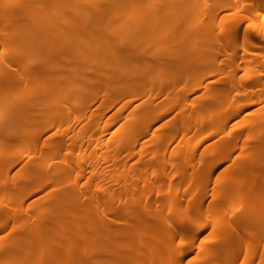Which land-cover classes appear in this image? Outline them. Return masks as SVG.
<instances>
[{
    "label": "bare ground",
    "instance_id": "6f19581e",
    "mask_svg": "<svg viewBox=\"0 0 264 264\" xmlns=\"http://www.w3.org/2000/svg\"><path fill=\"white\" fill-rule=\"evenodd\" d=\"M0 109V264H264V0H0ZM71 132L116 143L99 179Z\"/></svg>",
    "mask_w": 264,
    "mask_h": 264
},
{
    "label": "rangeland",
    "instance_id": "374dc122",
    "mask_svg": "<svg viewBox=\"0 0 264 264\" xmlns=\"http://www.w3.org/2000/svg\"><path fill=\"white\" fill-rule=\"evenodd\" d=\"M148 19V18H147ZM147 21V22H146ZM143 20L141 23L142 24H144L145 26H149L150 25V23H151V21L148 19V20ZM150 23H149V22ZM148 23V24H147ZM135 25V24H134ZM141 25V24H140ZM137 29V27L136 26H132L127 32H133V31H135ZM173 29H171V31H172ZM170 32V31H169ZM242 36V34L239 36V38ZM220 49L219 48H215V49H213V50H211V54H213V53H215V52H218L219 54H220ZM88 53H89V51L88 50H82L81 51V57H79V59H86L87 58V56L86 55H88ZM86 56V57H85ZM238 61H240V63H241V65H244V60H243V58H240ZM243 74V71L242 72H240V74L239 75H242ZM189 79H192V78H186V79H183L181 82H180V85H182L183 83H185L186 81H188ZM146 83V87H151V85L150 84H148L147 82H145ZM30 88V89H32V87L31 86H28V85H21L20 87H19V90L21 91L22 89H25V88ZM97 88L98 87H89V88H87L86 89V91H84L83 93H81V94H77L76 96H75V98H74V100H73V103H71L70 105H69V107H67V108H65V109H67V110H71V114H72V116L73 115H78L79 116V118H80V120L83 118V111H81V109H80V105L81 104H84V102L86 101V98H88L89 96H94L95 95V92H96V90H97ZM141 89V88H140ZM131 94V97L132 96H134L135 95V93H134V91L133 92H131L130 93ZM198 93L196 92L195 94H193V96H192V98L195 96V95H197ZM114 95H118L117 94V91L114 93ZM144 98H139V100L140 101H142ZM111 100H112V97H111ZM257 100V99H256ZM256 100H255V102H256ZM134 101V100H133ZM163 101V100H162ZM192 101V100H191ZM258 101H260V100H257V102ZM135 103H136V101H134ZM256 102V103H257ZM164 103H166L165 101L163 102V104L159 107V110H163V109H166L167 107V105H165ZM256 103H255V106L253 105V107L251 106V108L252 109H254V107L256 108V107H258V105H259V103H257V105H256ZM167 104V103H166ZM170 107H172V106H170ZM191 106L190 105H188V108H190ZM251 108H249L246 112L248 113L250 110H251ZM171 109L172 108H170L169 110L170 111H168L167 113H165V114H163V116H166L167 118L169 117V113L171 112ZM83 110V109H82ZM102 111V110H101ZM5 111L3 110V109H0V114H3ZM81 112H82V114H81ZM155 111H153V110H151L148 114H146V118L148 117H150L153 113H154ZM245 112V113H246ZM246 113V114H247ZM134 115V114H133ZM188 115V114H187ZM245 115V114H244ZM82 118H81V117ZM119 118V122H116L115 124H116V127L117 126H119V124L122 122V120L124 119V118H121V117H118ZM162 118H164V117H162ZM166 118V119H167ZM122 119V120H121ZM126 119V118H125ZM125 119L123 120V121H125ZM161 122H163V120L161 119V120H158L157 122H155V126H159V125H161L160 123ZM74 123V122H73ZM72 123V124H73ZM78 122H75L74 123V125L75 124H77ZM83 123V122H82ZM81 123V124H82ZM39 125H40V123H35V124H32V127H39ZM88 128L90 129V126H88ZM136 130V129H135ZM89 131V130H88ZM87 131V132H88ZM136 132H138V133H136ZM140 133H141V136H140ZM88 134V133H87ZM90 134H91V131H90ZM137 134H139V136L137 135ZM203 134H205V133H203ZM89 135V134H88ZM88 135H84V134H79V133H74V132H71L70 134H68L66 137H65V149L63 148V155L61 156V158H59V160L61 161V162H56L55 164H62V163H64V162H68L69 164H71V165H73V163L70 161V159H72V158H75L74 156H73V154L74 153H76V152H86L83 156H80L79 157V159H85L83 162H85V165H86V167H87V169L85 170V171H81L80 173H82L83 174V177L81 178V181H83L84 179H85V177H87V176H91V177H93L94 178V180L95 179H97L96 178V176L98 177V179H99V176H100V173L102 174V169H104V168H106L105 166H107L108 164L105 162V160H104V158H101L102 157V155L104 154V153H106V151H108V149H109V152H111V153H113V148L115 147V145H116V143H114V142H109V140L107 139V136H106V139L104 138V139H102L101 140V142L99 143H97L100 147L101 146H104L105 148H103V150L102 149H100V151L98 150H93V148H92V146H89V145H87V141H82L81 143H78V144H75V145H72L71 143L73 142V140L75 139V138H78V139H82V140H86L87 138H89V136ZM102 135V134H101ZM100 135V136H101ZM112 135V133H110V134H108V136H111ZM130 136L128 137V138H131V139H128V141H134L135 140V138H141L142 136H144L143 134H142V132L141 131H135L134 133H133V131L129 134ZM113 136V135H112ZM111 136V137H112ZM135 136V137H134ZM138 136V137H137ZM181 136V135H180ZM102 138H103V136H102ZM177 139H179L180 140V138L179 137H177ZM106 140H107V142H106ZM142 140L144 141V137H142L141 139H140V143H142ZM176 141L177 143L179 142V144H183V142H180V141ZM126 141H127V139H126ZM131 141V142H132ZM182 141V140H181ZM130 142V143H131ZM95 144H96V142H95ZM97 144H96V146H97ZM106 145V146H105ZM69 146V147H68ZM99 146H97V147H99ZM134 146V145H133ZM132 146V147H133ZM131 147V148H132ZM108 148V149H107ZM130 148V147H129ZM52 150H53V148H48V149H45L43 152H46V153H50V152H52ZM101 150H102V153H101ZM127 150H128V148H127ZM95 153V156H96V154L99 152V155H97L99 158H100V160H95V159H97V157H94L95 159V161H98L97 163L96 162H94L92 159V156H90V153ZM97 152V153H96ZM124 152H127L126 150L125 151H122V153H124ZM65 154V155H64ZM102 154V155H101ZM92 155H94V154H92ZM101 155V156H100ZM90 156V157H89ZM167 156H169L168 155V153L166 154V156L165 157H167ZM92 158V159H91ZM75 159H77V158H75ZM88 160V161H87ZM102 160V161H101ZM134 160H136V159H133V163H135V161ZM82 161V160H81ZM168 161H170V158L168 157V158H165V159H163V160H161V164H159V167H158V162H157V168H159V169H161L162 167H164V165L166 164H168ZM90 162H92V163H95V164H90ZM160 163V162H159ZM98 164V165H97ZM169 166V165H168ZM167 166V167H168ZM166 167V166H165ZM101 170V171H100ZM105 170V169H104ZM13 171L14 170H10V172H9V177L10 178H12V173H13ZM99 171V172H98ZM71 172V171H70ZM99 173V174H98ZM97 174V175H96ZM114 177V176H113ZM49 178L50 177H48V176H44L43 178H41L39 181H37L38 183H44L46 180L48 181L49 180ZM101 180V179H100ZM105 182L106 184H108L107 183V181L106 180H102L101 182ZM176 181V182H175ZM174 181V184L175 183H177V180H175ZM103 182V183H104ZM149 183H150V181H148ZM33 184H35V183H33V182H27V181H20V180H18V182H16L15 183V186L11 189V192H13V193H15V195H17V198H19V199H22V198H25L24 200L25 201H21V202H19V200L16 202V203H20L21 205H23L24 207H28L31 211H34V208H35V206L36 205H38V204H53V200H54V195H55V190H52V188H45V190H41V191H37V192H35V193H28V189H30L31 188V186L33 185ZM106 184H104V186L106 185ZM151 185V183L148 185L147 184V186L145 187V186H142V188L143 187H145V188H147L148 186H149V188L151 187L150 186ZM26 186H28V189H27V187ZM144 189V188H143ZM142 189V191L144 192V190ZM142 192V193H143ZM7 193H10V191H7ZM101 205V204H100ZM51 211V208H48V209H46L45 210V212L46 213H49ZM31 215H28V218H27V225L28 226H30L31 225V223H32V218L30 217ZM0 222H4L3 220H0ZM4 228H8V226H5ZM4 228H0V235H1V229H4ZM37 243H38V241H37ZM33 245H37L36 244V241L34 242V244H32V246ZM230 250V248H227V251L225 250V253H224V257H222L221 256V258H222V260L224 259H226L227 258V256H228V254H229V251ZM16 252H15V250L13 249V247H12V245H8V246H6V247H3V248H1L0 247V257L1 258H4V257H11V256H13L14 254H15ZM190 256H192V254L190 255ZM244 258V256H241V258H240V260L237 262V264H240L241 262H243L242 260H243V258ZM96 258L98 259V260H101V259H104V257H103V255L101 254V252H97L96 253ZM245 261V260H244Z\"/></svg>",
    "mask_w": 264,
    "mask_h": 264
},
{
    "label": "snow or ice",
    "instance_id": "6c2138e0",
    "mask_svg": "<svg viewBox=\"0 0 264 264\" xmlns=\"http://www.w3.org/2000/svg\"><path fill=\"white\" fill-rule=\"evenodd\" d=\"M181 243H183V242H181Z\"/></svg>",
    "mask_w": 264,
    "mask_h": 264
}]
</instances>
